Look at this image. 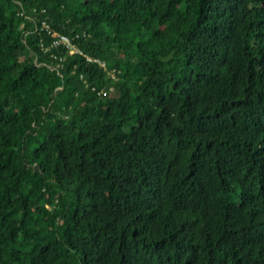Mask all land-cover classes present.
<instances>
[{
  "label": "trees",
  "instance_id": "16d2710c",
  "mask_svg": "<svg viewBox=\"0 0 264 264\" xmlns=\"http://www.w3.org/2000/svg\"><path fill=\"white\" fill-rule=\"evenodd\" d=\"M0 264H264V0H0Z\"/></svg>",
  "mask_w": 264,
  "mask_h": 264
},
{
  "label": "built area",
  "instance_id": "2783aa9c",
  "mask_svg": "<svg viewBox=\"0 0 264 264\" xmlns=\"http://www.w3.org/2000/svg\"><path fill=\"white\" fill-rule=\"evenodd\" d=\"M55 38H59L57 42H55L56 45H63L66 46V48L71 52V54L76 53L78 49L71 43L68 37L60 36L58 33L53 34ZM90 59V58H89Z\"/></svg>",
  "mask_w": 264,
  "mask_h": 264
}]
</instances>
